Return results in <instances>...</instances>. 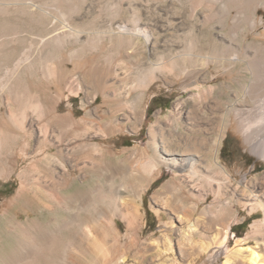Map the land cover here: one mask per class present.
<instances>
[{
    "label": "rangeland",
    "instance_id": "obj_1",
    "mask_svg": "<svg viewBox=\"0 0 264 264\" xmlns=\"http://www.w3.org/2000/svg\"><path fill=\"white\" fill-rule=\"evenodd\" d=\"M228 1L230 0H216L215 2L210 0H33L38 8L32 13L24 12L23 8H19L18 12L12 13V15L11 8H9V14L0 15V115L3 114L6 122L9 123V128L4 129L1 134V138L5 142L0 145V156L6 157L7 155L8 157L4 163L0 162V264H44L45 261H48L36 253L32 252L29 255V252L23 251L18 223L28 219V215L24 209L12 204L22 181L21 176L37 157L33 152L36 145L35 140L32 141L31 148L26 149V155L22 153L20 140H15L17 128L12 123L7 111L5 86L17 79L24 83L31 92L42 94L47 92L51 102L50 100L45 102L53 106L57 114L71 115L74 119L88 117L87 120L91 118L90 120L93 121L114 117V121H117L118 124L109 134L104 135L95 125L91 129H79L82 136H80L81 139H76V142L89 139L104 148L108 155L116 157L112 161L113 166L117 165V161L120 160L119 156L124 152V149L128 150L126 155L131 156L133 147H146L149 125L157 119H160L164 124L169 123L176 113V108H174L176 104H181V112L190 107L195 109L199 107L205 110V114L207 113L206 115L213 120L208 125L211 127L207 133L208 136L215 137L216 133L221 131L222 126H225L217 156L229 174L230 183L228 182L229 184L222 187L221 195L217 197L211 191L215 184L208 187L200 186L198 183L192 189L190 182L182 172L178 173L170 167L159 165L149 175L150 186L142 192L138 221L131 228L127 226L125 219L116 216L112 223L113 230L119 232L121 242H126L130 235L138 234L139 242L144 243L150 238L161 237L169 229L172 233L171 244L178 255L176 258L178 264H186L192 258L194 259L193 264H223L225 254L216 261L210 262L208 253L202 248L206 247L209 242V245H217L224 237L225 251L239 245L249 244L256 246L264 256V157H259L250 151L234 117L227 114L221 119V114L217 111L215 104L231 102L234 99L235 90L239 91L240 84L244 80L228 81L227 74L211 65L208 68L209 73L206 74L208 77L205 75V78L201 74L197 78L199 89L190 87L183 90L180 78H174L171 74L163 78L161 75L158 79L150 82L145 89L136 124L133 122L136 116L129 108V100L134 93L131 91L128 94V102L118 95L119 92H126L140 73L150 68L147 65L149 60L156 61L161 54L180 52L184 50L183 46L188 42L200 41L202 36H199L196 29L200 28L201 23L205 20L213 19V28L208 31L213 32L215 38L225 37L226 39L228 35L225 34L230 27V15L235 14L237 8H232L230 15L226 17L219 16L216 10L219 4ZM210 5H213L212 9H210ZM238 9L242 11V14H250L248 6L241 5ZM255 15L262 21L255 28H251L244 21L234 28L237 29L238 41L247 42L249 51L255 52L257 56H264V49L257 45L260 39L264 40V3L258 5ZM223 18H225L226 27L220 30L218 24L220 20L218 19L222 21ZM134 22L151 30L153 37L149 43L145 44L140 39L137 49L133 50L132 47H128V41L119 42L117 39L109 40L107 38V31L115 29L117 24L130 26ZM65 24L69 25L70 29L74 28L71 30L78 32L79 42L68 41L62 46L50 42L46 49L41 51L39 41L60 29L63 30ZM191 24L196 25V34L189 33L188 29ZM221 32L225 33V36H221ZM206 37H211L210 33L203 35V39ZM14 40H18V42L15 41V44ZM13 47L14 54L8 55V51ZM128 53L133 54V59H139L138 63L142 62L140 66L143 71L127 68L122 64L116 66L121 72L119 76L127 77L126 82L119 83L111 68L109 83L112 82V85L107 88L108 99L104 103L99 77L95 78V75L97 76L98 70L103 64L108 63V59L116 65L120 62V58H124ZM31 64H33L32 67H29ZM89 70L92 76L95 74L93 77L89 74ZM62 71L66 72L59 87L58 77ZM87 75L90 76L91 84L84 82V76ZM233 76H236L235 72ZM219 84H223L220 97L216 98L209 93L202 101L196 100L198 90L200 92L208 91L211 87ZM91 86L94 87L91 89ZM87 88H89L88 94L85 92ZM116 99H121L122 102L121 100L118 102ZM87 111H90L91 116H86ZM32 118L29 116L27 120L29 124ZM181 119L185 120L183 113H181ZM35 133L38 135L37 132ZM6 135L8 136L6 137ZM56 135V128L51 127L50 138L53 139V141L51 140L53 146L49 148L50 151L57 147V143L54 141ZM126 163L128 169L141 165L132 157H129ZM71 164L72 161H67L66 168ZM73 172L75 176H78L77 184L80 182L79 179L82 177L84 179V175H80L81 170ZM175 177L181 178L179 181L183 184V188L173 195H165L169 205L163 204L160 200L157 201L154 198V191ZM96 179V175L93 178L88 175L85 180L88 184L84 189L90 188ZM131 180L128 176L122 177L118 173L115 175L114 185L118 186L122 181L131 184ZM74 189H76L75 185H69L66 190L70 193ZM121 195H126V193L122 191ZM179 198L182 208L176 211L174 203H178ZM97 200L96 209L98 211L108 209L99 197ZM195 202L198 203V208L189 219L191 222L197 223L201 235L194 233L190 240H185L181 237V230L186 227L187 223L184 220L179 221L177 215L178 213L182 214L181 211L186 206ZM203 209L207 212L205 219L200 216ZM42 211L38 216L39 219L48 222L47 220L51 219L52 214L47 209ZM91 211L93 210L90 209ZM30 214L29 217L34 216L33 212ZM82 214H87V212L82 211ZM57 216L63 217V210L59 211ZM106 239L104 243L110 246L112 237ZM100 246L104 247L102 242H99L98 247ZM181 249L186 254L185 257H182ZM73 252L78 255L77 250L74 249ZM81 257L86 263H98L91 256L85 255L84 257L81 254Z\"/></svg>",
    "mask_w": 264,
    "mask_h": 264
},
{
    "label": "bare ground",
    "instance_id": "obj_2",
    "mask_svg": "<svg viewBox=\"0 0 264 264\" xmlns=\"http://www.w3.org/2000/svg\"><path fill=\"white\" fill-rule=\"evenodd\" d=\"M210 1L215 2L216 0ZM228 2L219 4L216 10L219 16L226 17L230 15L232 8H237L236 13L230 15L228 32L226 34L220 33L221 36L228 35L226 39L225 37L217 39L213 36V32H209L213 28V19L209 18L201 23L200 28L196 29L199 36H202L201 40L198 39L200 41L195 39L197 42L184 44V50L182 48L180 52L161 54L156 61L149 60L147 65L150 68L147 70L143 71L140 66L142 62L138 63L140 60L133 59V54L130 53L124 58H120V62L116 65L108 59V63L103 64L98 70L97 76L94 74L95 78L99 77L101 94L104 97L103 102H107V88L112 85V82L109 83L111 68L119 83L126 82L127 77L119 76L121 72L116 66L122 64L127 68L143 71L126 92L120 89L122 92L118 94L122 96L125 102H128V94L131 91L134 93L129 100V108L133 110L132 112L136 116L133 121L136 124L139 119L141 101L150 82L158 79L161 75L164 78L171 74L174 78L181 79L183 90L190 87L199 89L197 78L201 74L206 78L208 68L213 65L215 69H221L223 73L227 74L228 81L237 80L239 82L241 79L244 80L240 84L239 91L235 90L234 99L231 102L227 104L217 102L215 104L217 111L221 114V119L227 114L234 117L250 151L259 157H264V56H257L255 52L249 51L247 42L238 41L237 29L234 28L241 21L246 22L251 28L260 24L262 21L255 15V12L258 5L264 3V0H230ZM241 5L248 6L250 14H242V11L238 9ZM211 7L213 5H210V9H212ZM9 8H11V12L9 11L11 14L18 12L19 8H23L24 12L32 13L38 8V5L33 0H0V15L7 14ZM218 20H220L218 21L220 30H223L226 27L225 18L222 21L221 19ZM189 26V33H195L196 25L191 24ZM69 29L70 26L65 24L63 30L60 29V31L42 38L39 41L40 50H45L50 42L58 46H62L68 41L78 43L80 40L78 32ZM207 33H210L211 37L203 39V35ZM107 35L109 40L128 41V47H132L133 50L137 49L140 39L147 44L153 37L149 28L137 22L130 26L117 24L115 29L107 31ZM15 41L18 42V40ZM257 45L264 49V40L260 39ZM13 54L14 47L8 51V55ZM163 58L166 61H164L165 59L162 60ZM74 64L76 65V63ZM65 72H60L59 87L64 80ZM234 72L235 77L233 76ZM93 76L91 74V77ZM84 78L85 83L91 84L89 75L84 76ZM93 87L91 86V89ZM222 87L223 84H219L211 87L208 91L200 92L198 90L196 100L202 101L209 93L218 98L222 94ZM5 88L7 90V111L12 123L17 128L15 140H20L22 153H27L26 149L31 148L33 140L36 142L33 152L37 157L21 176V184L12 200L13 206L24 209L28 215V219L18 223L23 251L29 252V255L33 252L45 260L47 259L48 261H45L44 264H89L83 260L81 254L84 257L85 255L91 256L93 260L98 262L97 264H178L176 261L178 255L171 244L172 233L169 229L161 237L150 238L144 243L139 242L138 234L130 235L126 242H121V236L119 232L113 230L112 223L116 216L125 219L127 226L131 228L138 221L142 192L150 186L149 175L159 165L170 167L178 173L182 172L190 182L192 189L198 183L200 186L208 187L215 184L211 191L219 197L222 187L230 179L228 172L217 156L225 126H222L221 131L219 130L215 137L208 136L207 133L211 129L208 125L213 120L206 115L207 113L205 114V110L199 107L196 109L190 107L181 112V104H176L174 107L176 113L169 123L164 124L160 119H157L149 125L146 147H133L131 156L126 155L128 150L124 149V152L119 156L120 160L117 161V165L113 166L112 161L116 157L108 155L104 148L99 147L89 139L78 142L76 139L82 136L79 129H91L95 125L104 135L109 134L118 124L117 121H114V117L93 121L90 120L91 118L87 120L88 117L86 119H74L71 115L57 114L53 106L45 102L46 100L51 102L47 92L43 94L31 92L19 79L11 81ZM88 89L85 91L86 94L89 93ZM120 100L116 99L118 102ZM181 113L184 114L185 120L181 119ZM90 114V111H87L86 116ZM29 116L33 117L30 124L27 121ZM3 118L4 116L1 114L0 145L5 142L1 138L3 130L9 128V123ZM51 127H55L57 131L54 139L57 147L52 151L49 150L53 146L51 142L53 139L50 138ZM129 157L139 161L141 165L128 169L126 160ZM6 159H8L7 155L6 157L0 156L1 163H4ZM67 161H72L68 168H66ZM74 170H81L80 175H84V179L83 177L79 179L78 184V176L73 174ZM118 173L122 177L128 176L132 179V183L128 184L122 181L118 186H115L114 178ZM88 175L91 178L96 175L97 179L90 188L85 190L84 188L88 184L85 180ZM179 179L181 180L180 177H175L163 184L160 189L155 190L154 198L169 205L165 195H173L183 188ZM69 185H75L76 189L68 193L66 189ZM122 191L126 195H121ZM223 191L225 190L223 189ZM98 197L108 209L102 211L96 209ZM180 200L179 198L178 203H174L176 211L182 208ZM197 208L198 203H191L181 211L182 214L178 213L177 215L179 221L184 220L187 223L186 227L181 230V237L185 240H190L194 233L201 235L197 223L191 222L189 219ZM44 209L52 214L51 219L47 220L48 222L41 221L38 217ZM90 209L95 212H90ZM62 210L64 216L60 218L57 213ZM82 211L87 212V214H82ZM31 212L34 213V216L29 217ZM206 215L207 212L204 209L201 210L200 216L205 219ZM107 237H112L110 246L104 243ZM99 242H102L103 248L98 247ZM209 243L202 249L208 253L210 262L216 261L225 254L223 264H264V256L257 250L256 246L239 245L225 251V237L217 245H209ZM74 249L78 251V255L77 253L74 254ZM181 252L182 257H185L186 254L182 249ZM193 263L194 259L192 258L186 264Z\"/></svg>",
    "mask_w": 264,
    "mask_h": 264
}]
</instances>
